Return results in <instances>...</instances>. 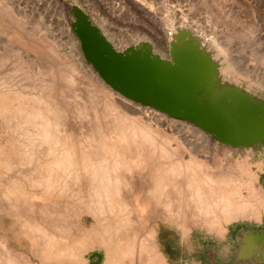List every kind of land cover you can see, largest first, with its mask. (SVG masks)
<instances>
[{
    "label": "bare ground",
    "instance_id": "6f19581e",
    "mask_svg": "<svg viewBox=\"0 0 264 264\" xmlns=\"http://www.w3.org/2000/svg\"><path fill=\"white\" fill-rule=\"evenodd\" d=\"M68 32L75 34L70 25ZM197 36L218 62L221 82L235 84L230 66L222 70ZM76 45L79 59H62L68 72L61 80L65 90L88 83L96 95H69L60 89L68 103L62 107L56 94L58 75L51 67L47 74L38 66L32 84H25L30 77L21 64L14 71L19 81L0 78V119L14 146L8 145L11 152L6 153L0 145V180L5 183L0 193V264H86L85 253L96 247L106 250L105 264H124L126 258L135 264L137 256L138 264H166L156 241L159 218L185 236L192 223L222 237L236 219H262L264 188L255 189L260 175L245 158L233 160L224 172V163L209 160L211 150L205 158L199 143L195 145L196 133L212 149L211 134L195 124L193 133L168 128L154 107L109 86L85 59L80 42ZM226 72L229 78L224 79ZM11 94L22 100L14 105ZM73 102L75 108L68 109ZM214 141L218 148L220 141ZM228 169L239 176L234 178ZM7 215L15 221L6 232ZM86 215L93 218L90 226ZM16 235L27 239L26 251L17 246Z\"/></svg>",
    "mask_w": 264,
    "mask_h": 264
},
{
    "label": "rangeland",
    "instance_id": "374dc122",
    "mask_svg": "<svg viewBox=\"0 0 264 264\" xmlns=\"http://www.w3.org/2000/svg\"><path fill=\"white\" fill-rule=\"evenodd\" d=\"M74 4L80 5L91 15L94 22L119 50L146 39L155 45L156 50L163 57H169L172 33L176 32L178 27H189L196 35L202 36L203 41L220 60L222 70L230 66L233 73L230 78L233 83L245 87L254 95L264 99V0H0V78L9 77L8 82L10 83L19 81L20 76H16L14 71L16 67L18 69L17 65L21 64L24 71L28 72L26 75L30 77L25 79V84L30 81L33 83L35 81L33 79L38 77V73H36L38 66H40L39 69H44V72L51 67L58 75L56 94L62 107H66L68 104L63 92L69 93V95H74L75 92H82L86 95L92 92L91 94L96 95L97 91L85 82H81L82 85L77 83L72 90L66 89V91L65 81L61 80L62 73L68 72L62 59L66 58L65 60L68 62L79 59L76 44L80 41L75 34L68 32L69 25L71 26L70 22L73 20L71 7ZM10 78H14V80ZM227 78L229 77L226 72L224 79ZM11 96L16 99L14 105L22 100L21 96L13 94L8 98ZM75 104L73 102L67 108L73 109ZM152 109L159 114L160 119L166 122L168 128L188 129L192 132L191 126L194 124L167 114L164 116L163 112ZM70 119L73 122L72 116ZM76 121L78 122V120ZM83 122L85 121L83 120ZM8 133L5 129V121L0 119V145L6 153H10L11 148L14 149L13 143H9L10 133L9 135ZM194 135L195 138H193L197 139L195 145L197 146L199 143L201 146L197 147L202 156L207 155L204 156L207 158L210 156L207 151L211 150L214 156L209 160H214V162L218 160L220 163H224L222 164L224 172L227 171L228 165L233 160H244L243 157L246 159V165L250 164V169L260 175L257 168L260 169L264 165V149L254 147L233 149L219 141L217 148L214 146L216 138L213 136L212 149H209V143H205L200 135H196V133ZM112 136L114 139L116 138L115 134ZM260 160L261 162H258ZM228 171L233 173L234 178L239 176L235 170L228 169ZM246 177L247 175L241 178L246 179ZM256 180L254 181L255 189L264 188L260 178ZM261 180L264 183V177ZM3 182L0 180V193L1 190H4L5 183ZM243 191L246 194L244 188ZM179 203V200L175 202L177 205ZM159 219L158 231L160 234H168L169 226H172L173 230L183 233L182 229L175 224ZM262 219L264 222V216ZM260 220L253 217H241L232 221L228 225V229L233 231V227L238 222L254 223ZM14 221L15 218L12 215L5 217L6 232ZM92 221L93 218L86 215L85 223L88 226ZM260 225L264 226V223H260ZM190 227L191 229L202 228L215 232L204 225L191 223ZM190 234L185 236L183 233L187 241ZM14 241L20 249L24 251L28 249V241L23 235H16ZM235 248L236 243L233 242L230 247L233 258H235L233 255ZM258 253L260 261L256 264H264V251Z\"/></svg>",
    "mask_w": 264,
    "mask_h": 264
},
{
    "label": "water",
    "instance_id": "95a60500",
    "mask_svg": "<svg viewBox=\"0 0 264 264\" xmlns=\"http://www.w3.org/2000/svg\"><path fill=\"white\" fill-rule=\"evenodd\" d=\"M71 11L85 59L114 90L185 119L234 148L264 149V99L245 87L223 84L218 62L191 28H177L169 57H163L147 41L119 50L84 8L74 4ZM239 237V258L264 251V228L243 229Z\"/></svg>",
    "mask_w": 264,
    "mask_h": 264
},
{
    "label": "crops",
    "instance_id": "0c3cea01",
    "mask_svg": "<svg viewBox=\"0 0 264 264\" xmlns=\"http://www.w3.org/2000/svg\"><path fill=\"white\" fill-rule=\"evenodd\" d=\"M260 169L257 168L260 173V182L264 187L261 180L264 177V165ZM256 222L263 223V219ZM235 233V230L228 229V232L222 237L221 234L211 230L193 228L188 242L182 233L169 226L168 234L158 233L156 241L166 264H256L260 261L259 253L251 258H239L237 256L238 249L234 250L235 258H233L230 247L235 242ZM104 253L106 250L102 247L87 251L85 253L86 264H105L107 255L105 256ZM138 260L139 256L134 263L137 264ZM128 263L132 264V260L126 258L124 264Z\"/></svg>",
    "mask_w": 264,
    "mask_h": 264
},
{
    "label": "flooded vegetation",
    "instance_id": "af4514ba",
    "mask_svg": "<svg viewBox=\"0 0 264 264\" xmlns=\"http://www.w3.org/2000/svg\"><path fill=\"white\" fill-rule=\"evenodd\" d=\"M245 224V225H244ZM264 226H261L260 223H248L247 221L245 222H238L236 225L233 227V230H236L235 232V243H236V248L235 251L239 247V236L241 231L244 229L246 231H251V230H259L262 229Z\"/></svg>",
    "mask_w": 264,
    "mask_h": 264
}]
</instances>
